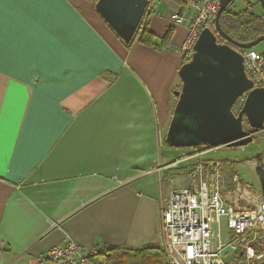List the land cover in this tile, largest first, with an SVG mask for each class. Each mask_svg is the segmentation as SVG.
Instances as JSON below:
<instances>
[{
    "label": "crops",
    "instance_id": "crops-1",
    "mask_svg": "<svg viewBox=\"0 0 264 264\" xmlns=\"http://www.w3.org/2000/svg\"><path fill=\"white\" fill-rule=\"evenodd\" d=\"M94 4L53 0L3 10L0 264H41L68 241L87 251L163 250L160 214L190 182L187 166L223 164L207 157L222 148L159 146L185 58L138 41L126 46ZM179 9L169 4L168 13L149 16L158 45L169 31L170 45L185 40L186 29L169 20ZM258 156L264 148L249 159Z\"/></svg>",
    "mask_w": 264,
    "mask_h": 264
},
{
    "label": "built area",
    "instance_id": "built-area-1",
    "mask_svg": "<svg viewBox=\"0 0 264 264\" xmlns=\"http://www.w3.org/2000/svg\"><path fill=\"white\" fill-rule=\"evenodd\" d=\"M155 1L146 0L142 22L153 13ZM177 1L181 9L170 11L169 20L174 26L184 27L187 35L180 46L169 44L166 49L189 59L200 33L205 28L214 29L220 0ZM240 53L245 74L253 87L264 88V53L253 50ZM244 100L245 95L235 102L232 108L235 115L241 110ZM164 136L158 128L160 147ZM253 165L258 183L264 184V159L254 161ZM221 166L219 161L200 163L197 166V187L192 185L172 192L168 204L162 209L159 234L167 264H228L224 256L227 251L233 254V263L241 260L240 264H251L258 260V264H264V186L261 190L260 186L255 188L251 184H243L234 175L231 179L233 188L226 192ZM222 218L228 228L226 242L220 237ZM105 251V247L87 251L68 241L52 246L41 264H91L90 257Z\"/></svg>",
    "mask_w": 264,
    "mask_h": 264
},
{
    "label": "water",
    "instance_id": "water-1",
    "mask_svg": "<svg viewBox=\"0 0 264 264\" xmlns=\"http://www.w3.org/2000/svg\"><path fill=\"white\" fill-rule=\"evenodd\" d=\"M234 1L220 0L214 29L200 33L193 54L177 72L180 88L173 92L176 102L164 136L169 148L244 147L264 131V88L253 87L240 53L264 42V35L239 43L221 29L220 15ZM259 4L264 12V0ZM146 7V0H97L94 4L95 12L125 45L141 27ZM244 95L243 106L235 115L232 108Z\"/></svg>",
    "mask_w": 264,
    "mask_h": 264
},
{
    "label": "trees",
    "instance_id": "trees-1",
    "mask_svg": "<svg viewBox=\"0 0 264 264\" xmlns=\"http://www.w3.org/2000/svg\"><path fill=\"white\" fill-rule=\"evenodd\" d=\"M97 0H94V3ZM258 4H259V0ZM173 2V1H172ZM179 7L181 6L178 1H174ZM253 3L246 2V8L240 12H234L232 6H229L219 18V24L221 29L234 41L239 43H249L254 41L258 37L264 35V12L261 15H257L251 12L253 7ZM181 9V8H180ZM148 20V19H147ZM147 20L141 23V27L137 31L134 41H138L146 46H154V47H167L169 45V40L171 38V31H169L166 37L161 41L160 45L154 42V35L148 31ZM250 29L252 32H255V36L250 35ZM256 35L258 37H256ZM218 43L224 44L223 40L218 39ZM131 42V43H132ZM130 43V44H131ZM129 44V45H130ZM128 46V45H126ZM187 62V59H184L183 64ZM176 91V90H175ZM174 92V91H173ZM173 94V93H172ZM173 100L174 99L173 97ZM164 147H168L163 141ZM207 149V148H204ZM262 156L253 157L246 161H258L263 160ZM222 164V163H221ZM223 164L225 166H229L234 169V163L227 164L226 162ZM182 170L176 169L170 174L171 177L173 175L182 174ZM164 251L159 248H142L139 250H131V249H114L108 250L104 253L94 255L90 257L91 264H164L161 263V258L164 256ZM165 257V256H164Z\"/></svg>",
    "mask_w": 264,
    "mask_h": 264
},
{
    "label": "rangeland",
    "instance_id": "rangeland-1",
    "mask_svg": "<svg viewBox=\"0 0 264 264\" xmlns=\"http://www.w3.org/2000/svg\"><path fill=\"white\" fill-rule=\"evenodd\" d=\"M170 1V0H169ZM159 0H156V12H158L159 14H166L167 12V8L169 6V4L171 5H176L175 2H170V3H165L163 2L162 4H158ZM246 2H250V3H256L253 5L251 12L258 14L259 12L262 13L263 10L260 6V4H258L257 0H235L233 3V11L234 12H240L242 10H244L247 6H246ZM154 9V11H155ZM153 11V12H154ZM153 14V13H152ZM187 35V32H186ZM250 35L251 36H255V32H252L250 29ZM256 37H258L256 35ZM181 45V44H180ZM179 45V46H180ZM255 52L258 53H264V42L260 43L258 46L254 47L252 49ZM177 55V54H176ZM180 57V63L183 62V55H179ZM188 60V59H187ZM180 87H178V89L176 91L179 90ZM245 130L248 131V127L244 124ZM165 132H162V134L165 135ZM264 132V131H263ZM263 132L259 133L262 134ZM164 144V143H163ZM164 147V145H163ZM264 148V134L260 135L253 139V142L248 144L247 146L244 147H237V148H219L221 149L219 152H212L210 154V156L207 157H215L218 160L223 161L224 163L226 162L227 164H232L234 163V169L230 168L229 166H225L224 164H222L221 166V172L224 175V178L226 180V184H225V191L229 192L232 190L233 186L231 183V179L234 175H236L243 184L247 183V184H251L253 185L255 188L259 187V189H263L264 184L261 185V183H258L257 181V177H256V173H255V168L253 165L254 161H246L248 160L252 154H254L255 152L259 151V150H263ZM195 149V148H194ZM199 150V149H197ZM218 150V149H217ZM194 150H189V153H192ZM189 155V154H188ZM199 164H190L187 166V172L190 173V182L188 184H186L185 188H190L189 186L193 185L194 187H197L198 185V180H199V174L197 173V166ZM180 170H182L181 168H179ZM260 190V191H261ZM220 228H221V240L223 242H226L229 238L228 235V228H227V224H226V220L225 219H221L220 220ZM158 238L160 241V244H162V239L160 237V234H158ZM164 254V253H163ZM165 256V254H164ZM161 258V263L167 264V259L166 257ZM225 256V261L228 264H240L242 261L241 260H235L234 263L232 262L234 257L233 254L229 251L224 253ZM251 264H258V260H256L254 263Z\"/></svg>",
    "mask_w": 264,
    "mask_h": 264
},
{
    "label": "snow or ice",
    "instance_id": "snow-or-ice-1",
    "mask_svg": "<svg viewBox=\"0 0 264 264\" xmlns=\"http://www.w3.org/2000/svg\"><path fill=\"white\" fill-rule=\"evenodd\" d=\"M53 0H0V66L3 63L5 34L3 27V10L6 5L40 8Z\"/></svg>",
    "mask_w": 264,
    "mask_h": 264
}]
</instances>
